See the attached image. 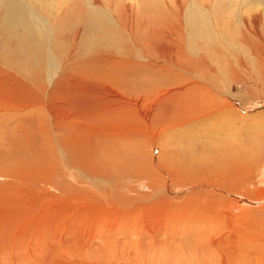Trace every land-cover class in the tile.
I'll list each match as a JSON object with an SVG mask.
<instances>
[{"label": "rangeland", "instance_id": "1", "mask_svg": "<svg viewBox=\"0 0 264 264\" xmlns=\"http://www.w3.org/2000/svg\"><path fill=\"white\" fill-rule=\"evenodd\" d=\"M22 1L46 18L39 32L44 47L40 56L29 54L31 49L26 55L22 54L19 40L5 35L4 29L9 27L0 25V264H142L136 259L126 261L124 258L113 263L107 252L104 259L97 252L100 244L96 230L121 231L123 229H118L117 225L133 227V223L136 228L149 231L147 241L158 236L159 247L181 242L193 244L197 240H202V246L207 247L204 250L198 245L202 252L194 256L180 252L182 256H175L177 261L168 264H264V238L250 232L247 220L241 218L252 215V210L228 204L227 208L220 201L224 197L238 198L225 189L229 185L240 188L238 191L242 194L244 188L255 192L254 196L260 194L256 198L262 203L258 205L264 206V126L254 127L264 122V0H226L227 10L207 5L216 10L210 13L206 28L213 37L214 47L223 50L220 55L215 53L213 59L215 70L222 72L211 81L214 88L204 90L205 87L199 86L189 74L176 70L177 79L187 83L181 88V95L175 98V104L179 102L177 118L171 117L176 127H163L154 133V147L145 128L154 110L141 106L144 96H125L126 89L120 90L106 79L88 78L79 63L91 54L123 55L135 60L139 51L130 47L132 39L121 29L123 24L119 30L116 18H120L121 13L118 11L155 6L162 9L164 3L170 4L172 0ZM186 11L185 8L182 12L183 22ZM158 18L161 19L160 14ZM122 19L125 21L126 16ZM200 30L206 37L202 27ZM144 32L140 30V35L146 38ZM17 34L14 35L23 37L21 30ZM252 48L259 50L260 58L253 56ZM239 60L243 61V67L238 66ZM150 64L167 67L165 61ZM54 75L57 80L51 81ZM37 76L42 79L37 81L34 79ZM58 80L62 82H55ZM56 84L59 85L54 88ZM170 88L162 86L159 93ZM184 106L189 107L184 109ZM187 108L190 109L186 111ZM194 115L196 117L190 119ZM223 121L240 130L241 134L235 136L240 142V153L244 152L245 143L255 146L257 158L246 168L248 172L243 167L235 168L237 161H242L241 154L233 155L234 159L230 156L231 163L226 168L209 157L216 149L221 148L219 153L223 156H226L225 151L231 153L236 149L232 147L236 146L235 138L228 141L230 150L221 143L217 146L222 141L212 136L213 125L225 131L226 139L233 136L232 131L221 129L225 125ZM251 132L256 135L250 136L254 134ZM212 143H216L213 148ZM191 153L198 155L196 160L200 162H212L202 168L194 167L189 161ZM64 154L73 157L77 167L95 165V173L118 176L123 188L113 190L116 193L113 196L109 189L114 185L107 188L89 185L90 196L77 193L81 196L74 198L64 189V173L69 170L65 167ZM100 160L107 165L106 169L98 167ZM159 164L166 170H174L173 177L165 180L157 177L159 174L151 167ZM228 167H232L231 170ZM258 168L260 175L254 172ZM144 169L148 171L143 175ZM67 181L76 189L84 187L78 186L72 178L68 177ZM105 193L111 195V200L104 198ZM255 208L257 206H252ZM213 213L218 229L216 236L223 237L219 241L213 239L215 244L210 239L213 235L212 224H209L213 223ZM165 214H169V218ZM165 218H174L176 222L170 230L162 228ZM176 226H182L183 230ZM171 237L173 241L168 240ZM250 251L251 254H247ZM162 258L161 264H166L165 256Z\"/></svg>", "mask_w": 264, "mask_h": 264}, {"label": "bare ground", "instance_id": "2", "mask_svg": "<svg viewBox=\"0 0 264 264\" xmlns=\"http://www.w3.org/2000/svg\"><path fill=\"white\" fill-rule=\"evenodd\" d=\"M226 2H227L226 0H172L170 4L164 3V6L162 9L159 8L158 6H155L153 9H149L148 7L147 8L143 7L142 9H140V7H139L136 10L135 9H129V8H125L122 11L120 10V11H118V13L119 12L121 13V14H119V16L121 15V17L120 18L117 17L116 20H117L118 25H119V30H120L121 25L123 24L121 29L123 30V32L128 34L130 39H132L133 44L130 45V47L131 48L135 47V49H137L139 51V55L135 58V60H131L130 57L126 58V56H123V55L106 54L102 57H99V55L91 54L87 58H84V60H82L80 63L78 62L79 65H81V70L84 68V70L88 74V75H86L88 78L98 79V77H101L103 79H106L109 81V83L116 86V88H118V89L120 88V90H123V91L126 89V92L125 91L123 92V94L125 96L126 95H139V94H140V96L141 95L144 96V101H143V104L141 106L143 108L148 107V108H151L154 110L152 112L153 117L148 116V118H150V121L145 127L147 129L149 135H150L149 142L152 143L151 147H154V144H153V142L155 141L154 140L155 139L154 133L159 132L161 130V128H163V127H168L170 129H173L176 127L175 126L176 124H175L174 119H173L174 117L173 118L171 117V116L175 115V118H177L176 113H177V109H178L177 107L179 105L178 106H176V105L179 102H177L175 104V102L177 100L175 98H176V96H179L180 91H182L181 88L185 87L187 84L184 81H179L177 79L176 70L177 71L181 70V72L184 71V73L186 72V74H189V76L194 78V81H196L198 83V85L200 84L199 86L202 85L205 87L204 90H206L207 87L208 88L213 87V85L211 84V81L213 80L214 76H219L218 72L219 73L222 72L221 70H220L221 71L220 72L218 69L215 70V68L213 66V63H214L213 59H214L215 53L220 55L223 50H220V49H217L214 47L215 44L213 43V37H212V35H210L208 33L206 25L208 24L207 19H208L209 15L213 14V11H216V10H213V8L218 9V10H221L219 8H225L226 10H227V8L229 9V7H227V5H226L227 4ZM216 3H218V5L219 4H221V5L219 7H217L218 5H216ZM186 5H188V7H185L187 10L186 11L187 16L184 17L185 22H183L182 12L185 9L184 6H186ZM207 5H212L213 8L211 9ZM245 7H248V9L250 8V6H248V5ZM1 11H4V13L2 12L3 14L0 16V25H5V26L9 27V29H10V30L4 29L5 35H8L9 37H12V38H17L19 40L20 45H22V46H20L21 48H19L22 54L29 52V50L31 49L29 54H31L33 56H34V54H35V56H37V54H38L40 56V50L44 47V44L42 43L41 35H39V32L42 30L41 26L43 25V22H45L46 18H44L42 16V14H40V13L38 14L32 6L24 5L22 0H0V12ZM157 13L161 15V19L160 18L156 19L158 17ZM245 13H248V11H245ZM108 14H110V11H108ZM123 16H126L125 21H123V19H122ZM66 17L67 16L65 15L64 19ZM241 17L244 19L243 16H240V18ZM130 22H131V24L129 26ZM134 22H136V23H134ZM157 22H159V23H157ZM184 23H185V25H184ZM200 26L202 27L206 37L203 35L202 31L200 30V28H201ZM142 29L145 31L144 35L146 34V38L141 37L142 34L140 35V30H142ZM19 30H21L23 32V37H21V38H19V36L14 35V34H17V32ZM145 40H148V42H146ZM251 50H252L253 56H255L256 58H260V56L262 55L257 48H252ZM77 55H78V53L76 54V56ZM3 56L7 57V55H3ZM145 58H147L148 60L145 61ZM36 60L38 61L39 58H36ZM152 61H155L157 63H158V61H165V62H167V65H166L167 67H164V66L159 67L158 64L157 65H155V64L151 65L150 62H152ZM237 63H238L239 67H243V61L242 60L237 61ZM231 65H233V64H231ZM215 67H217V66H215ZM221 67H219V68H221ZM223 70H224V68H223ZM225 70H226V68H225ZM170 71H172V73ZM198 72H199V74H198ZM36 75H38V74L36 73ZM179 76H180V74H179ZM233 77H234V75H233ZM35 78H37V81H38V79L40 77L37 76V77H34V79ZM40 79H42V77ZM54 80H57L55 75L51 81H54ZM55 82H57V83L62 82V80H58ZM188 82H189V80H188ZM58 85L59 84H56L54 88H56ZM162 86L165 88H168V87H171V88L165 93H159L160 90L162 89ZM53 92L54 91L49 93L50 97L52 96ZM154 93H156V96ZM181 93H183V92H181ZM163 95L165 97L158 98L159 96H163ZM183 95H185V94H183ZM140 96H139V98H140ZM154 96H155V99H154ZM139 102H141V100H139ZM192 102H194V101H192ZM196 104H197V102H196ZM186 107H189V106H184V109ZM192 108H194V107H192ZM180 109L183 113H185V111H183V107H181ZM189 109L187 108L186 111ZM191 110H193V109H191ZM206 110H208V109H206ZM201 111H203V110H201ZM209 111H212V110H209ZM213 111H215V110L213 109ZM203 113H205V112H202V114ZM205 115H206V113H205ZM193 117H196V116L195 115L192 117L190 116V119H192ZM223 118L226 119V117H223ZM177 120H179V119H177ZM180 120H181V117H180ZM185 122L189 123L190 121L186 120ZM223 123H224V121H223ZM259 125L264 126V122L256 124L254 127H257ZM172 126H174V127H172ZM250 126H252V125H250ZM188 127L190 128V126H188ZM211 128L213 129L212 132L214 133V135H212V136H215L218 138L219 141H222V142H218L217 146L223 144L224 147H226L227 149H230V150L232 149L228 143L230 138H235V140H236L235 136L237 134H241L240 130L238 131V129H236L233 125L225 124L221 127V129H223V128L228 129L229 131H232L231 134L233 135V136L230 135L231 137L228 136L229 138L226 139L227 136H225L226 134H224V132H225L224 130H219V128H217L215 125H213ZM243 129H245V128H243ZM251 133H254V132H251ZM162 134H163V132H162ZM156 135H158V134H156ZM252 135L255 136L256 133L250 134V136H252ZM241 138L243 139V137H241ZM263 139H261V140H263ZM215 140H217V139H215ZM236 142H237L235 144L236 146H232L233 148L236 147V149L234 148L235 150L233 152L231 151V153L230 152L228 153L229 150L225 151L226 156H223L219 153V151L221 150V148L219 147L220 149H216L217 151L215 150V151L210 152L209 157L212 159V161H217L218 165H222L225 167L226 165H230V163H231V159H229L230 156L233 158V155H234V157H238L239 154H241L240 156H242V158L240 160H242V161H240V162L237 161V163L235 164V168L236 167L237 168L243 167V170L244 169L246 170V168H249V165L253 161H255L257 158V155H255V150H254L255 146H253V145L251 146L250 144L245 143L243 145V147H245V148L242 149V150H244V152L240 153V151H241L240 142H238V140H236ZM216 143L211 144L212 148H213L214 144H216ZM217 146H215L214 148H217ZM258 148L259 147L256 146V149H258ZM199 149H201V148H199ZM55 150H59V149L56 148ZM59 153H61V150H59ZM197 157H198V155L192 154V157H190V159H189V161L192 162L194 167H200L201 166L200 168H202L203 166L205 167L210 162H212L209 160L200 162L199 161L200 159L196 160ZM202 158H203V156H202ZM64 163L66 164V166H65L66 169H69L67 172L64 173V182H65L64 189L67 193L72 194L74 198L80 197L81 195L90 196L88 192H90V187L92 185L93 186H98V185L101 186L102 185L103 188H107L110 185H114L109 189L112 191L111 195H113V196L116 195V193H114L113 190L120 189L122 187L123 183L121 180L118 179V176L117 177H115V176L110 177L109 175H107L104 172H102V173L96 172L95 173L94 172V166L95 165H92L89 167H83V166L77 167L74 164V158L73 157L71 158L70 156H68L66 154H64ZM143 163H144V161H143ZM154 164H156V163L154 162ZM192 164L190 163V166ZM213 164H215V163H213ZM257 164L259 165V163H257ZM97 165L101 169L107 168V165L104 163L103 160H100L99 164H97ZM152 165H153V163H152ZM159 165L160 166L151 167L154 170L155 174L156 173L159 174V175H157V177H160L163 180H165V178H172L173 177V175L175 174L174 170H171L174 172V173H172L170 170H166L165 167L162 166L161 164H159ZM211 167L213 168V166H211ZM233 167H234V165H233ZM231 168L232 167H230V168L228 167V169H230V170H231ZM170 169H171V167H170ZM218 169H219V167H218ZM147 171L148 170L144 169L143 172H141V173H143V175H144V174H146ZM246 171H243V172H246ZM198 172H199V169H198ZM254 172H256L260 175L261 169L258 168L256 170H254ZM218 173H219V171H218ZM251 174H253V173H251ZM255 175H257V174H255ZM263 175H264V171H263ZM68 177L75 180V182L77 184H79L78 186L83 185L86 190L83 189L84 187H82L80 189H76L69 181L66 182ZM242 181H244V179H242L241 182ZM162 182H164V181H162ZM85 183L87 184V186ZM231 183L233 186V182H231ZM89 185H90V187H89ZM253 186L255 187V185H253ZM223 188H225V187H223ZM223 188H222V190H223ZM225 189L227 191L231 192L232 194L237 195L238 198H236V200L235 199L231 200V199H228L227 197H224L222 199L220 198L221 199L220 201H222L224 204H226L225 205L226 207L228 204L234 208H239V209H241V208L246 209L247 208V210H252L251 211L252 215L251 214H246V215L243 214L245 216L244 217L240 216V217L247 220L248 224H246V225H247V228L250 232H256L258 234V238H260V239L264 238V206L260 207L258 204H260V202L262 203V201L257 200V198H256V197L260 196V194L254 196L253 194L255 192L253 193L247 188L246 189L244 188L245 192L242 194V193H239V191H238L240 188H233V187H230L229 185L226 186ZM240 192H242V191H240ZM77 193L81 194V195L77 196L76 195ZM106 194L107 193H105V195ZM240 194H242L243 196ZM111 195H106V196H104V198L110 199ZM247 195H249V198ZM91 197H93V199H95L94 198L95 196L92 195ZM207 198H209V197H207ZM110 200H108V201H110ZM220 201H219V203H220ZM204 202H205V200H204ZM238 202L244 203L245 205L244 204L240 205ZM200 205L201 204H199V206ZM216 205L217 204L215 203V207H216ZM252 206H254V207L257 206V208H255V210H254V209H252ZM204 207H205V205L203 206V208ZM207 207H209V206H207ZM226 207H222V208H226ZM194 208H195V206H194ZM197 208H199V207H197ZM209 208H211V207H209ZM204 211H205V209H204ZM175 212L177 213V210ZM178 214H175V215H178ZM189 214H190V212H189ZM167 215L169 216V214H167ZM167 215H166V217H168ZM184 216H185V214H184ZM214 216H216V215L214 214L213 217ZM173 217H175V216H173ZM197 217L198 216H196L195 218H197ZM168 218H165V223L163 222L162 228L169 227V230H170L171 225L175 224L176 222L174 221V218H173V220L168 219ZM178 219H179V217H178ZM178 219H177V224L179 222ZM184 220L185 219H183L182 221H184ZM211 221H213V223H209V224H212V226H211L212 231L210 230V232L213 235V237L210 236V239H212L211 240L212 243L215 244V242H214L215 240H213V239H216L217 241H219L223 237H220V236L217 237L216 236L218 234V231H216V230H218L216 228V218L214 217V219ZM186 222H185V224H186ZM135 226H136L135 223H133V227H128V226L125 227V226H122L121 224L117 225L116 227L118 229H123L121 231L120 230H114V229L110 230V231L96 230L95 236L98 240V243L100 244L99 249H97V252H99L100 258L104 259V254L107 252V254L109 255L111 261H113V263H115L116 261H120L124 258L126 261L136 259L138 261H141L142 264H161V261L164 259L162 257L165 256V258L167 260L166 264H168L170 261L176 262L177 259L175 258V256H179V255H181V253H184V252L191 253V255L190 254L189 255L194 256L196 253L202 252V251H200L198 245L201 246L200 248H204V250L207 249L206 246H202V242H201L202 240L201 241L197 240L196 242L193 241V244H189L188 242H186L190 246H192V247L189 246V249L186 247L188 245L185 242L182 243L181 241H180L181 242L180 245L179 244L178 245H169V246L166 245L163 247H159L161 240L157 238L158 236L157 237L151 236L152 241H147L149 239V236L147 235L148 233H146L148 230L145 232L144 229H139V228H136ZM188 226H191V225H188ZM188 226H187V228H189ZM194 226H195V223H194ZM208 226H210V225H208ZM177 227L178 226H176V228ZM181 227L179 226L178 228H181ZM132 228H134V230H132ZM194 228H196V227H194ZM194 228H193V230H195ZM205 228H207V227H205ZM224 228H226V227H224ZM105 229H107V228H105ZM226 229H228V227ZM181 230H183V228H181ZM170 233H172V232H170ZM184 234H185V231H184ZM206 234H207V232H206ZM261 235H262V237H260ZM205 237L208 238L207 239V241H208L209 240L208 235L207 236L205 235ZM168 240L173 241L172 237L169 238ZM183 241H185V240H183ZM191 241H192V239H191ZM175 242H176V240H175ZM187 249H188V251H187ZM250 249L252 250L251 247H250ZM204 252H206V251H204ZM247 254H251V251L247 252ZM184 257H187V255H184ZM246 257L247 256H245V258ZM95 259H97V258H95ZM251 261H253V260L251 259ZM106 263H108V262H106ZM137 264H139V262H137Z\"/></svg>", "mask_w": 264, "mask_h": 264}]
</instances>
